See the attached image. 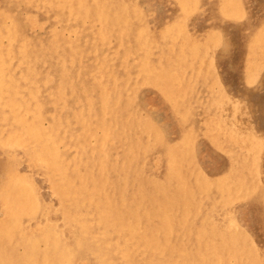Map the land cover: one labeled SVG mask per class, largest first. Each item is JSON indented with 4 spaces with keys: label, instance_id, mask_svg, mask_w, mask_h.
Wrapping results in <instances>:
<instances>
[{
    "label": "rangeland",
    "instance_id": "374dc122",
    "mask_svg": "<svg viewBox=\"0 0 264 264\" xmlns=\"http://www.w3.org/2000/svg\"><path fill=\"white\" fill-rule=\"evenodd\" d=\"M108 1L110 12L98 16L92 8L71 15L66 7H52L43 0H0V231L12 224L13 207L20 197L18 183L26 180L32 183L38 203L44 201L38 204L40 212L22 221L25 228L40 232L50 222L60 231L66 229L62 217L67 191L61 190L57 173L52 170L49 174L51 169L37 160L34 139L11 121L10 112L17 108L9 101L14 90L24 104L19 116L25 120L36 116L44 132L55 126L50 138L56 140L55 149L65 153L70 172L74 166L80 167L81 175L96 171V157L109 152L114 167L108 179L119 182L114 195L122 196L130 206L134 203L129 197L137 187L131 180L127 187L123 184V169L131 163L138 171L136 179L147 185L140 199L143 208L165 206V195L176 202L170 211L175 228L166 243L160 242L159 255L176 257L181 246L192 245L198 260L211 264L212 249L219 251L223 246H205L197 238L198 231L204 225L226 229L233 220L235 249L226 250L222 260H229L226 264H264V0H194L188 8H183L181 0ZM105 19L114 26L103 35ZM247 60L249 66L244 63ZM101 93L109 99L106 104ZM115 105L121 110L117 118L132 112L146 122L140 152L135 150L137 158L127 157L134 152L130 142L124 141L123 147L120 142L101 145L105 136L96 128V119L110 117L109 109ZM79 115L88 123L80 121ZM18 133L24 137L20 146L5 144L10 134ZM78 136L86 142L85 148L76 143ZM173 152H181L183 157H170ZM172 159L180 179L173 180L175 184L167 192L163 178L173 177L166 166L168 161L173 166ZM157 179L163 181L159 191L166 190V194L153 195L151 184ZM182 187L190 190V200L187 193H180ZM23 206L30 207L29 202L24 200ZM154 223L150 217L145 226L138 225L130 236L120 237L134 262H146L150 252L140 240L144 228L148 230Z\"/></svg>",
    "mask_w": 264,
    "mask_h": 264
},
{
    "label": "bare ground",
    "instance_id": "6f19581e",
    "mask_svg": "<svg viewBox=\"0 0 264 264\" xmlns=\"http://www.w3.org/2000/svg\"><path fill=\"white\" fill-rule=\"evenodd\" d=\"M43 1L47 5L52 6V7H53V5L54 6L58 5L59 7H66L71 15H78L80 12L82 13L83 11H90L92 8V11L95 14H97L98 16H101L102 13L110 12V8H111L108 6L109 5L108 0H91L92 1L91 5L87 4L88 0H43ZM180 3L182 4L183 8H185V7L188 8V7H190V3L194 4V0H181ZM221 6H219V7L221 8ZM231 7L232 8H230V9H233V11L236 12V8L234 9V6H231ZM217 10H219V9L217 8ZM225 10H227V9H225ZM63 17H65V16H63ZM102 23H103V25H105V30H103V35L106 34L107 31L111 30V27L114 26L113 25L114 22H112L111 20L105 19V21H102ZM260 28L262 29V26ZM254 33H253V35H254ZM253 35H252V37H253ZM252 47H253V45H252ZM246 54H248V53H246ZM249 57H251V55ZM249 61L247 60L244 63H247ZM247 65H248V63H247ZM246 71H247V69H246ZM206 79H208V78H206ZM0 86H3L1 81H0ZM204 86H206V85H204ZM6 87L8 90H11V87L10 88L8 86H6ZM11 95H12V97H10V99H9L11 105L13 107L17 106L16 109H13L10 112L11 121L20 124L21 127H24L22 129H24L25 134L34 139V141L36 142L35 154H36L37 160L42 162L46 168L51 169L48 172L49 174L52 172V170L55 173H57V177L62 184L61 190L67 191L68 204H67V208L63 210L64 215L62 218H63L64 224H63V221L61 219L62 224L66 228L65 230L61 229L62 231H60V229H58L59 227L57 228L55 224L47 222L43 225V228L40 232L33 231V230L31 231V229L25 228L26 225H25V223H22V221L31 215L33 217V215L37 214V212L39 210H41V209H39L37 211L39 203H38V201H37L38 199H36V197L38 195H35L36 193L34 191L32 183L29 180L19 182L18 188H19V196L20 197H19L17 203L15 204V206L13 207V212H12L13 222L10 226H8L7 228L0 231V264H73V261H74L73 259L78 258V257L80 259H78L77 264H142V263L134 262L133 260H131L132 255L129 254L130 250L128 249V247H126L124 244H122L120 242L121 241L120 237L130 236L135 231L136 226H138V225L145 226L148 223L150 217L155 219V221L157 223L152 224L153 226L149 227L148 230L146 228H144L145 232H143V236L141 237V240H140L148 246V250L150 252L147 255V257H146V255L144 256V259L146 257V262H144V264H184L185 262H186V264H205L203 262L201 263V261L198 260V256L197 255L195 256L193 254V253H195V250H194L192 245L181 246L180 247L181 249L179 250V254L176 257H172L171 255H169V256L159 255L157 253V249H158L160 242L163 241L164 243H166L168 240L167 235H170L172 230L174 231V228H175L174 216L170 213V211H172L171 209H174V206L176 205V202L173 199L169 200V199H167L166 195L164 196L165 200L162 203L165 206H168V202L171 201L170 205L168 206L169 208H167V209L165 208V206H162L161 203H159L155 207L152 206L151 208H148V209L143 208L141 206L140 199L145 195L144 189L147 188V185H146V187H144V185H142V183L140 181H138V179H136V175L138 174L137 173L138 171H136L135 166H133L131 163L126 165L125 168L123 169L124 170V176H125L123 184L125 185V187H127V185H128L127 182L129 180H131V182L134 183L133 185H135L137 187L134 194H132L129 197L130 199H132L134 201V203L131 204V206H130L129 202H126V200L122 196H120L119 194H118V196L114 195L113 193L114 192L117 193V192L113 191V189L119 187V185H118L119 182H110V180L108 179L109 175L112 174V172H110V171L114 167L112 162H111L112 160L109 159V152H107L108 154L102 153L99 158L96 157L97 161L94 159L96 161L95 165L97 166L96 171L88 170V171H86L88 174L83 173L81 175V171L79 170L80 167L74 166L73 167L74 169L70 172L69 171L70 166L68 167L67 162H66L67 159H66V157L63 156L65 153L61 154L60 152H58L55 149V146H56L55 141L56 140L54 139L55 141H53L50 138L51 132L52 133L56 132L55 126L51 127L52 128L51 131L44 132L37 125V123L35 121L36 116H35V118H31L30 120L23 119L24 118L23 115L19 116L18 113L20 112L21 108L24 107V104L20 103L19 98L17 97L16 91L12 90ZM56 99L59 100V97ZM100 99L103 100L105 104L107 103V101H109V99L102 93L100 94ZM128 99L129 98H127V100ZM195 104H194V106H195ZM194 106H192V107H194ZM95 109H96V111H98L96 107H95ZM109 110H110L109 111L110 117H108L106 119H103V118L98 119L97 118L98 116L96 117L97 118L96 120H98L97 124H96V128H101L103 133H104V136H105V138L101 141L102 142L101 145L106 146V147H110L109 145H111L112 142H113V146H115L114 143H116V145H117V143L119 144V142H120V144H122V147H123V145L126 146V144L123 143L124 141L130 142L131 145L129 144V147L131 149H133L134 152L133 151L131 152L133 156L128 155L127 157L137 158L138 157L137 152L138 153L140 152L139 146H141V144H142V141H141L142 133L144 130H146V122L139 120V118L137 119L133 115L132 112L129 113L124 118H117L118 113H120L121 110L118 111L116 105L111 107ZM98 113H99V111H98ZM122 113H124V112H122ZM68 115H69V113H68ZM121 117H122V115H121ZM235 117H237V116H235ZM68 119H69V122H71V119L69 118V116H68ZM78 119L82 122L88 123L86 121L87 118L83 115H79ZM73 121L74 120H72V122ZM43 123H45V122H43ZM76 126H74L75 129H76ZM79 128H80V126H79ZM79 128L77 127L78 130H79ZM88 129H89V127H88ZM88 129H87V132H88V134H90ZM71 130L69 128L70 132H71ZM97 131H98V129H97ZM67 133H68V131H67ZM95 133L97 134V132H95ZM99 133H100V131H99ZM99 133L97 135H95V137L98 136ZM74 136H75V134H74ZM87 136H89V135H87ZM79 137L80 136L77 137L76 143H77V141L79 143L81 142L78 139ZM99 137H100V135H99ZM22 138H24V137L20 136L19 133L15 134V135L10 134L6 138L7 140L5 141V144L8 145L9 147L20 146V141L22 140ZM81 138H83V137H81ZM92 138H94V137H92ZM73 139H71L72 142H73ZM93 141L95 142L96 140L93 139ZM63 142L65 143V141H63ZM66 143H67V141H66ZM81 143H82L81 148H82V146L85 148L86 142H81ZM95 144H96V142H95ZM75 145L76 144H74V146ZM70 146L68 145V147H70ZM93 146H95V145H93ZM119 147H121V146H119ZM129 147L127 146V148H129ZM65 149L67 150V148H65ZM112 149L113 148H110V150H112ZM114 149H115V147H114ZM114 149H113V151H114ZM66 150H65V152H66ZM72 150L74 151V149H72ZM135 150H137V152H135ZM78 151L76 150V153H78ZM115 151H116V149H115ZM224 151H225V149H224ZM123 153H125V151ZM84 154H87V153H84ZM81 155H83V154H81ZM123 156H125V154ZM170 157L174 158V157H183V156H182L181 152H178V153L173 152V153H171ZM112 158H113V155H112ZM80 159H82V158L80 157ZM125 160H126V158H125ZM172 160H173L172 161L173 166H172L171 162H169V161L166 163V166H167V168H169L170 174H172L173 177L170 175L169 179L165 180V178H163L164 181L166 182V183H164V185H167V192L169 190L168 187H170L172 185V183H173V185L175 184L173 180L179 181V179H180L179 175L177 174V168H176L175 161H174V159H172ZM246 160L248 161V159H246ZM76 161L77 160H75V163H73V164H76ZM88 161H90V160H88ZM127 161H129V160H127ZM242 161H243V159H242ZM250 161H252V160H250ZM92 162H93V160H92ZM228 162H230V161H228ZM152 164H154V163H152ZM232 164H234V163H232ZM87 165H88V162H87ZM89 165H93V164H89ZM147 165L150 166V164H147ZM117 166H119V163H117ZM253 166H254V163H253L252 167ZM243 170L245 171V169H243ZM142 171H144V170H142ZM142 171L140 173H142ZM234 171L236 172L238 170H234ZM244 171H242V173ZM246 172H247V170H246ZM253 172H254V170H253ZM146 173H147V169H146ZM237 173L238 172H236V174ZM193 174H194V171L192 172V175ZM232 174H233V172H232ZM250 174H253V173L251 172ZM107 175H108V177H107ZM115 175H117V174H115ZM144 175H143V177H144ZM206 176H208V175H206ZM115 177H114V180H115ZM177 178H179V179H177ZM230 178H231V176H230ZM246 178H247V176H246ZM118 179H121L120 182L123 181V177L118 178ZM191 179L192 178H190V181H191ZM241 180H242V178H241ZM254 180L256 181V179H254ZM245 181H246V179H245ZM148 182H149V180H148ZM152 182L153 183L151 184V186H153V193H154V194L152 193L153 195H159L161 193L162 194L167 193L166 190L159 191L160 190V184H163V181L157 179V180H154ZM252 183H253V181H252ZM256 183H258V182H256ZM232 185H234V184H232ZM255 185L256 184H254V186ZM256 187H257V185H256ZM260 187H262V186H260ZM129 188L130 187H128V189ZM131 188L133 189V187H131ZM180 189L182 190V191H180V193H182V192H183L182 194L187 193V197H189V200H190V193H189L190 190L186 187H184V188L182 187ZM180 189H178V190H180ZM257 190H255V191L258 192ZM126 191L129 192L130 189L126 190ZM253 193H255V192H253ZM196 198L197 197H195V199ZM215 198H217V197H215ZM24 200L29 202L30 207H24L23 206ZM42 201H44V200H41L40 204ZM205 201H207V200H205ZM61 202H64V201L61 200ZM53 203H54V201H53ZM212 204H213V201H212ZM62 205L64 207H66V204L65 205L62 204ZM231 205H232V203H231ZM54 206H56V205L54 204ZM52 207H53V205H52ZM218 208H219V205H218ZM231 208H233V207H231ZM214 209H216V208H214ZM58 212H60V210H58ZM58 212H56V213H58ZM200 214L202 216L201 212H200ZM200 214H199V216H200ZM262 214H264V213H262ZM39 215H40V213H39ZM199 218H196V219H199ZM236 218H237V216H236ZM46 219H47V217H46ZM49 220H51L50 216H49ZM52 221H54V220H52ZM232 221H230V223L228 222L229 225L226 229H221V228L218 229L215 226H207L206 227V225H204L198 231L197 238L202 239L204 241L205 246H208L209 243H211L210 245L214 248H215V244L223 246V249L222 250L220 249L219 251L218 250L215 251L212 249V256L213 257H212V263L211 264H226L229 260L226 261V263L222 260L224 258L223 255L226 254V250L235 249L233 247V244H234L235 239H237V238H236V235L233 234L234 224ZM216 222H218V221H216ZM183 223H184V221H183ZM56 224H58V222ZM57 226H59V225H57ZM238 227H240V226H238ZM176 230H178V229H176ZM245 237H246V235H245ZM247 237H250V236H247ZM184 238L182 240H184ZM238 240H240V239H238ZM245 240L246 239H244V241H242V240L241 241L245 242ZM241 241H238V242H241ZM41 245L43 247L42 249L40 248ZM209 248H211V247L209 246ZM242 251H243V249H242ZM238 252L239 251L237 250V253ZM245 252H243V254H245ZM88 256H89V258L87 260ZM133 256H135V255H133ZM233 258H230V259H233ZM169 259H171V260H169ZM183 259L185 261L184 263H183ZM164 260H166V261H164ZM168 260L170 262H168ZM137 261H138V259H137ZM139 262H140V260H139Z\"/></svg>",
    "mask_w": 264,
    "mask_h": 264
}]
</instances>
